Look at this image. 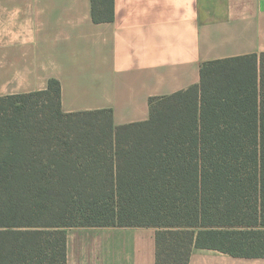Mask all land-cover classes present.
Returning <instances> with one entry per match:
<instances>
[{
  "label": "trees",
  "instance_id": "16d2710c",
  "mask_svg": "<svg viewBox=\"0 0 264 264\" xmlns=\"http://www.w3.org/2000/svg\"><path fill=\"white\" fill-rule=\"evenodd\" d=\"M114 0H92L95 22ZM147 120L66 112L61 83L0 96V264H67V230L151 226L156 264L264 257V52L205 61Z\"/></svg>",
  "mask_w": 264,
  "mask_h": 264
},
{
  "label": "crops",
  "instance_id": "0c3cea01",
  "mask_svg": "<svg viewBox=\"0 0 264 264\" xmlns=\"http://www.w3.org/2000/svg\"><path fill=\"white\" fill-rule=\"evenodd\" d=\"M0 0V96L61 83L66 112L113 109L117 125L147 120L150 98L200 82L205 61L264 52V0ZM151 226L67 230V264H156ZM189 264H264L196 247Z\"/></svg>",
  "mask_w": 264,
  "mask_h": 264
}]
</instances>
